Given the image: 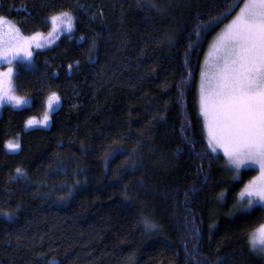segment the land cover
<instances>
[{
    "label": "trees",
    "instance_id": "1",
    "mask_svg": "<svg viewBox=\"0 0 264 264\" xmlns=\"http://www.w3.org/2000/svg\"><path fill=\"white\" fill-rule=\"evenodd\" d=\"M242 1L198 30L225 0H0L25 35L74 17L33 52L34 71L17 64L30 105L0 110V210L13 213L0 217V264H264L248 241L264 213L233 209L243 183L204 154L196 102L206 49ZM51 91L48 125L26 129Z\"/></svg>",
    "mask_w": 264,
    "mask_h": 264
},
{
    "label": "snow or ice",
    "instance_id": "2",
    "mask_svg": "<svg viewBox=\"0 0 264 264\" xmlns=\"http://www.w3.org/2000/svg\"><path fill=\"white\" fill-rule=\"evenodd\" d=\"M225 3L223 11L199 25L198 30L226 18L235 10L227 0ZM235 7L239 10L223 25L201 67L199 115L203 117V128L207 133L204 154L220 159L222 152L224 168L231 174L230 182L243 183L235 196L233 209L245 217L255 208L264 213V0H243ZM49 19L51 29L47 35L35 32L25 37L6 17L0 16V66L8 65L0 70V106L11 104L23 108L30 105L29 98L16 95L17 87L13 81L20 72L13 63L19 62L25 70L34 71L33 47L44 48L59 34L73 31L74 17L70 12H61ZM164 39L170 41L172 37ZM68 67L71 70L72 65ZM54 75V72L49 73V76ZM60 102L57 92L51 91L44 98L42 116H29L24 127H46L50 112ZM5 147L16 152L21 144L19 139L9 140ZM251 170H256L257 174L244 183V176ZM16 171L20 173L21 169ZM219 199H224V192L220 193ZM143 223L146 232L157 228L147 218ZM249 241L252 249L264 255V223L249 236Z\"/></svg>",
    "mask_w": 264,
    "mask_h": 264
},
{
    "label": "rangeland",
    "instance_id": "3",
    "mask_svg": "<svg viewBox=\"0 0 264 264\" xmlns=\"http://www.w3.org/2000/svg\"><path fill=\"white\" fill-rule=\"evenodd\" d=\"M243 2V1H242ZM239 10V9H238ZM237 10V11H238ZM61 12H65V11H60V12H58L57 14H55V15H58L59 13H61ZM67 12H69V11H67ZM231 20V19H230ZM8 22H10V23H12V24H14L12 21H9V20H7ZM15 25V24H14ZM16 26V25H15ZM223 27H221L220 28V30L215 34V36L212 38V40L210 41V43H209V45H208V47H207V49H206V52H205V54H204V56H203V61H202V63H201V67L203 66V65H205V62H206V60L208 59V57H207V53L210 51V48H211V45H212V43H214V41H215V38L217 37V35L220 33V31H221V29H222ZM51 29V22H50V28L46 31V32H40V33H42L43 35H47V33L49 32V30ZM74 29V28H73ZM21 33V32H20ZM70 33H72V32H70ZM70 33H68V32H65V33H61V34H59V36H58V38L60 37V36H62V35H65V34H70ZM22 34V33H21ZM23 36H25V37H29V36H31V35H25V34H22ZM57 38V39H58ZM57 39H55L54 40V42L52 43V44H49V45H46L44 48H41V49H36L35 47H33V52L34 51H41V50H44V49H46V48H48V47H50L51 45H53L56 41H57ZM19 62H14L13 63V67L14 68H16V66H17V64H18ZM8 67V65L7 64H3L2 66H0V70H3V69H6ZM200 72H201V68H200ZM14 83V82H13ZM199 84H200V73H199V78H198V84H197V98H196V102H197V110H198V114H199ZM17 95V94H16ZM28 98V97H27ZM6 105H9V106H11L12 108H15V107H13V105H11V104H6ZM4 106V105H3ZM3 106H0V110H1V108L3 107ZM200 116V115H199ZM200 119H201V123H202V129H203V132H204V135H205V139H206V142H207V133H206V131L204 130V128H203V117L202 116H200ZM219 155H221L222 157H223V153L221 152ZM257 174V171L255 170V173H254V175L253 176H255ZM252 178V177H251ZM250 178V179H251ZM250 179H248V180H250ZM247 180V181H248ZM246 181V182H247ZM245 182V183H246ZM243 187V186H242ZM12 216H13V213H11V212H7V211H2V210H0V217H2V218H12ZM259 228V226L256 228V229H258ZM255 229V230H256ZM255 230L253 231V232H251V234L250 235H252V234H254V232H255ZM249 235V236H250ZM248 241H249V237H248ZM257 247H259V241L257 240ZM249 245H250V241H249ZM250 248H251V245H250ZM251 250L256 254V255H258V256H260V257H262V258H264V255H261V254H258V251L257 250H254V249H252L251 248Z\"/></svg>",
    "mask_w": 264,
    "mask_h": 264
}]
</instances>
